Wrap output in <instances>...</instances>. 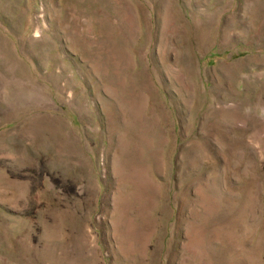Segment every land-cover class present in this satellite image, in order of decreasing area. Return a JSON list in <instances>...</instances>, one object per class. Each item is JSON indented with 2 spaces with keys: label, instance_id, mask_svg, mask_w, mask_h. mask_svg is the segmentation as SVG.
Segmentation results:
<instances>
[{
  "label": "rangeland",
  "instance_id": "1",
  "mask_svg": "<svg viewBox=\"0 0 264 264\" xmlns=\"http://www.w3.org/2000/svg\"><path fill=\"white\" fill-rule=\"evenodd\" d=\"M0 264H264V0H0Z\"/></svg>",
  "mask_w": 264,
  "mask_h": 264
}]
</instances>
